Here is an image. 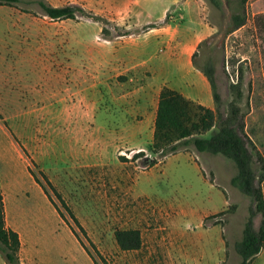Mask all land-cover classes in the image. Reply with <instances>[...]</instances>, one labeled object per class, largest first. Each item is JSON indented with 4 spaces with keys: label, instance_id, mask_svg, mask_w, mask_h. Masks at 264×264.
Returning a JSON list of instances; mask_svg holds the SVG:
<instances>
[{
    "label": "rangeland",
    "instance_id": "obj_1",
    "mask_svg": "<svg viewBox=\"0 0 264 264\" xmlns=\"http://www.w3.org/2000/svg\"><path fill=\"white\" fill-rule=\"evenodd\" d=\"M40 2L76 5L90 17L52 20ZM204 3L196 9L213 34L187 54L195 55L197 69L213 67L221 112L227 114L237 101L246 133L264 157V33L256 25L264 15V0H248L247 23L231 34L236 1L223 0L220 9ZM139 6L123 0L0 4V184L17 181L23 188L10 202L24 233L21 264H95L71 228L99 264L241 263L234 241L241 237L251 200L231 185L237 173L232 160L207 155L209 164L192 146L161 159L147 139L150 123L141 132L144 138L134 140L144 143L141 147L131 144L127 131L109 132L108 146L101 141L106 136L100 130L105 115L99 98L107 86L126 78L119 75L116 46L134 38L120 37L131 32L137 13L144 21L162 11V4ZM183 12L175 7L168 15ZM162 34L173 38L172 29ZM160 49L151 47L149 53L164 54ZM189 70L187 64L167 69L179 71L203 102L213 105L208 81L209 91ZM122 113L120 106L111 108L108 121L115 123L118 115L122 125ZM85 139L92 140L90 146ZM139 152L144 155L134 158ZM146 158L160 163L146 168ZM32 182L37 191L30 189ZM261 187L264 193V182ZM24 192L28 195L23 197ZM261 227L263 214L255 219L256 230ZM118 230L140 231V250L122 251L114 237ZM261 260L257 264H264Z\"/></svg>",
    "mask_w": 264,
    "mask_h": 264
},
{
    "label": "trees",
    "instance_id": "obj_2",
    "mask_svg": "<svg viewBox=\"0 0 264 264\" xmlns=\"http://www.w3.org/2000/svg\"><path fill=\"white\" fill-rule=\"evenodd\" d=\"M206 1L218 9L223 4V0ZM226 1L231 2L232 0ZM235 1L238 12L232 16L228 34L241 29L247 23L246 5L248 0ZM22 2L23 0H0V4L10 6ZM39 5L44 14L52 20H75L78 14L90 17L83 8L76 5L52 7L44 2H40ZM95 21L102 22L103 19L97 18ZM256 25L264 33V15L257 19ZM194 60L195 55L192 58L195 66ZM199 70L211 87L216 109H209L187 99L169 87H164L159 98L152 150L155 155H159L163 159L176 154L182 148L192 146L197 153L222 155L235 163L237 173L232 177L231 185L251 200L249 213L244 224L243 237L236 242L235 250L241 258L240 264H252V260L261 253L264 247V227H261L259 231L255 228L256 217L260 214L264 215V193L261 187L264 182V157L246 133L245 121L237 106V101L230 104L227 114L221 112V97L217 91L213 67ZM232 87L233 89L238 88V86ZM241 96L239 94L238 100L241 99ZM215 129L216 131L213 132ZM139 155L143 156L144 154L139 152L134 155V158L137 159L140 157ZM157 164H159V160L155 158H146L144 161L146 168H152ZM35 179L38 184H41L36 176ZM46 181L51 185L48 179ZM42 186L48 195L46 187L43 184ZM69 212L77 226L84 231L74 214L70 210ZM224 214L225 212H222L217 215ZM217 215L212 217H217ZM210 218H207L206 221ZM71 229L93 258L95 264H99L78 232L74 228ZM114 237L122 251H137L142 247V237L138 230H118ZM20 249L19 234L6 225L4 198L0 192V252L9 264H21Z\"/></svg>",
    "mask_w": 264,
    "mask_h": 264
},
{
    "label": "crops",
    "instance_id": "obj_3",
    "mask_svg": "<svg viewBox=\"0 0 264 264\" xmlns=\"http://www.w3.org/2000/svg\"><path fill=\"white\" fill-rule=\"evenodd\" d=\"M123 2L139 3L138 9H142L141 7L144 4H162V11L155 18L152 15H146L147 20L144 21H141L143 16H140V12L139 14L137 13L134 24L128 28L131 32L120 37L121 39H126L134 36L133 41L119 42L118 46H116V65L121 69L119 75L126 78L117 86H107L106 91L102 92L99 98L100 112L105 115V121L100 124V130L105 132L106 136L101 141L108 146L110 144V140L107 138L109 132L113 130L117 132L127 131L131 135L129 138L132 142L131 144L141 147L144 143L138 142L135 144L134 140L144 138L141 132L147 129L149 123L152 125V129L148 133L147 139L150 143H153L159 98L164 87H169L181 93L187 99L209 109H214L215 102L213 105L205 104L203 97L193 89V86L184 78L185 76H181L179 71L172 73L167 71L170 66L187 64L190 68L189 72L194 73L198 80L205 85L206 90L209 91L207 79L193 64V54L189 56L187 53L192 46L198 47L202 41L209 38L213 34V29L208 25H204V19L196 9V5L201 2L205 4L204 0H123ZM175 7L176 11L184 10V12L176 15L175 18L169 17V12ZM168 19L170 20L167 21ZM168 29L173 30V38L171 40H168V37L162 34ZM155 46L161 48L160 50L164 54L156 57L150 55L151 47ZM165 47L169 49H165ZM176 81L187 85H176ZM89 103L90 109H94L95 106H93L91 100ZM119 106L123 108L122 117L124 121L122 125L117 120L118 115H116L115 123L108 121L110 109L113 107L119 108ZM89 128L91 130V125H89ZM85 143V145L90 146L92 140L85 139ZM192 152L201 155L210 164L207 158L209 154H200L195 150H192ZM31 185L30 189L37 191L35 182H32ZM20 186L21 184L17 181L13 183L2 182L0 184V192L4 198L6 225L19 234L22 248L24 246V233L21 231V227L10 207V202L18 198L23 189H18ZM12 191H15V193L12 194ZM25 195H28V193H22L23 197ZM207 218L204 219V224ZM240 231L241 237L234 241V246L243 237V228H240ZM222 246L226 255L227 249L224 238ZM262 257H264V247L261 253L252 260V264L262 261ZM0 264H9L1 252Z\"/></svg>",
    "mask_w": 264,
    "mask_h": 264
}]
</instances>
